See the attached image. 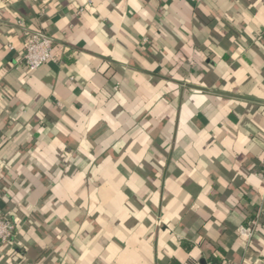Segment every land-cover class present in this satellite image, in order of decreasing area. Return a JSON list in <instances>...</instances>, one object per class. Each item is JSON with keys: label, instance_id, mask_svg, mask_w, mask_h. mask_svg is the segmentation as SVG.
Wrapping results in <instances>:
<instances>
[{"label": "crops", "instance_id": "1", "mask_svg": "<svg viewBox=\"0 0 264 264\" xmlns=\"http://www.w3.org/2000/svg\"><path fill=\"white\" fill-rule=\"evenodd\" d=\"M0 207V264H264V0L0 3Z\"/></svg>", "mask_w": 264, "mask_h": 264}, {"label": "built area", "instance_id": "2", "mask_svg": "<svg viewBox=\"0 0 264 264\" xmlns=\"http://www.w3.org/2000/svg\"><path fill=\"white\" fill-rule=\"evenodd\" d=\"M192 1L200 4L203 0ZM56 62L57 57L54 54L53 39L42 30L28 31L22 45V51L17 58V63L24 66L28 71H35L43 65ZM251 226L241 227L239 229L242 238L252 234ZM16 231V223L9 218L0 207V246L11 243L16 237Z\"/></svg>", "mask_w": 264, "mask_h": 264}, {"label": "trees", "instance_id": "3", "mask_svg": "<svg viewBox=\"0 0 264 264\" xmlns=\"http://www.w3.org/2000/svg\"><path fill=\"white\" fill-rule=\"evenodd\" d=\"M5 2H6V0H0L1 4L5 3ZM212 264H216L215 261H213Z\"/></svg>", "mask_w": 264, "mask_h": 264}]
</instances>
